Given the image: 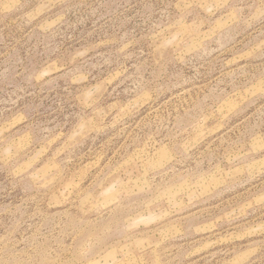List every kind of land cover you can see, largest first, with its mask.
Listing matches in <instances>:
<instances>
[{
	"label": "rangeland",
	"instance_id": "374dc122",
	"mask_svg": "<svg viewBox=\"0 0 264 264\" xmlns=\"http://www.w3.org/2000/svg\"><path fill=\"white\" fill-rule=\"evenodd\" d=\"M0 264H264V0H0Z\"/></svg>",
	"mask_w": 264,
	"mask_h": 264
}]
</instances>
